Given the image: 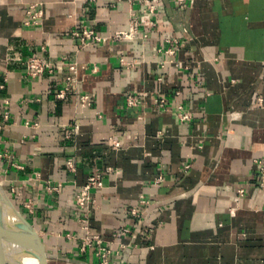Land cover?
I'll return each mask as SVG.
<instances>
[{"label":"crops","instance_id":"1","mask_svg":"<svg viewBox=\"0 0 264 264\" xmlns=\"http://www.w3.org/2000/svg\"><path fill=\"white\" fill-rule=\"evenodd\" d=\"M162 1L159 24L142 29L146 39L83 46L73 31L127 30L142 0H0V155L8 156L0 176L38 235L44 264H97L93 250H79L74 194L107 168L89 221L112 251L109 264H264L256 164L264 160V0H184L178 8ZM33 3L41 25L24 26ZM165 37L180 42L179 66L168 62ZM27 56L54 67L64 56L76 62L90 106L74 95L55 98L63 67L30 79ZM177 105L189 122L178 120ZM74 124L78 133L66 139L63 128ZM140 196L149 200L145 210ZM120 227L130 233L114 236Z\"/></svg>","mask_w":264,"mask_h":264},{"label":"built area","instance_id":"2","mask_svg":"<svg viewBox=\"0 0 264 264\" xmlns=\"http://www.w3.org/2000/svg\"><path fill=\"white\" fill-rule=\"evenodd\" d=\"M162 0H142L141 5V15L137 16L134 11L130 13L129 26L127 30L119 31L110 36H101L95 33L91 29L82 28L80 31H73L72 36L75 38H80L82 40V45L86 46L88 44H105L108 42L117 43L120 41H132L138 38L146 39L147 34L142 32V29L155 27L159 24V10L162 7ZM184 4V0H174L175 8H178ZM27 18L23 22L24 26H39L41 25L42 19V10L39 5L36 3L30 4L26 10ZM165 44H168L169 48L166 49L165 54L172 58L168 60L169 63L179 66V62L173 60L178 50L180 49V42L175 37H165L163 39ZM122 64L127 65L129 68L133 67L131 63H124L121 60ZM23 64L26 70L27 75L30 79H36L42 77L45 74H52L55 67H63L67 70L66 77L62 80L61 86L55 94L57 100L65 101L68 96L74 95L78 104L82 108H88L90 106V98L88 95L82 93L79 90V79L77 78V68L78 64L74 61H71L67 56H64L60 59L55 67L51 62L35 57L27 56L23 60ZM165 67V62L161 64V68ZM263 76H264V63H263ZM157 81H161V78H158ZM175 95H178L176 93ZM156 105L159 108L165 109L167 101L163 97H158L156 100ZM128 106H135L136 100L133 96L129 95L127 98ZM4 108L8 109V103L5 102ZM7 114V113H6ZM176 116L178 120L182 123H187L190 121V114L186 112L182 105L176 106ZM64 137L70 139L72 136H75L78 133V125L74 124L71 129L63 128ZM111 145L114 149L118 150L121 145L118 140L111 138ZM7 154L0 155V159H7ZM65 166L69 172H75V161L73 159L65 160ZM258 166V186L261 190H264V160L256 161ZM111 169L107 168L102 172H97L87 176L85 182L79 186L74 194V216L80 229L82 231V236L80 238V253H86L88 250H93L94 256L96 258L97 264H109V258L112 254V251L103 244V239L98 235H93L90 228V212L93 209H98L99 204L96 199L93 197V192L101 193L104 189L103 174L111 173ZM239 196L243 195V190H238ZM139 206L142 207V210L149 205V200L144 196L139 197ZM25 209L32 211L31 204H25ZM139 209V208H138ZM132 208L129 210V214L132 217H137L139 215V210ZM137 229L136 232L141 233L143 228V219L137 218ZM144 232L151 233L152 228L150 226L144 229ZM120 233L128 234L130 230L125 227H120L114 232V236H117Z\"/></svg>","mask_w":264,"mask_h":264},{"label":"water","instance_id":"3","mask_svg":"<svg viewBox=\"0 0 264 264\" xmlns=\"http://www.w3.org/2000/svg\"><path fill=\"white\" fill-rule=\"evenodd\" d=\"M0 226L3 227L7 236L18 242L21 247L19 254L12 262H2L1 264H35V262L44 264L47 256L36 231L15 206L1 183Z\"/></svg>","mask_w":264,"mask_h":264},{"label":"bare ground","instance_id":"4","mask_svg":"<svg viewBox=\"0 0 264 264\" xmlns=\"http://www.w3.org/2000/svg\"><path fill=\"white\" fill-rule=\"evenodd\" d=\"M20 250V244L7 236L3 227L0 226V264L2 262H12L19 254Z\"/></svg>","mask_w":264,"mask_h":264},{"label":"rangeland","instance_id":"5","mask_svg":"<svg viewBox=\"0 0 264 264\" xmlns=\"http://www.w3.org/2000/svg\"><path fill=\"white\" fill-rule=\"evenodd\" d=\"M2 182H3V180H2V178H1V176H0V183L2 184ZM3 184H4V183H3ZM3 184H2L3 188L5 189V191L7 192V194H8L9 197H10V193L8 192V190L6 189V187H4Z\"/></svg>","mask_w":264,"mask_h":264}]
</instances>
